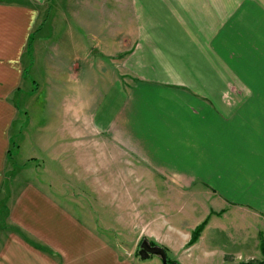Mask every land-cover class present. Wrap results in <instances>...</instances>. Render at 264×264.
Listing matches in <instances>:
<instances>
[{"label":"crops","instance_id":"crops-1","mask_svg":"<svg viewBox=\"0 0 264 264\" xmlns=\"http://www.w3.org/2000/svg\"><path fill=\"white\" fill-rule=\"evenodd\" d=\"M26 1L0 4V97L23 78L31 32L42 15L51 19V7L58 4L57 16H73L74 22L65 24L81 51L74 55L75 80L81 84L82 70L94 73L88 92L97 97L90 114L93 133L116 138L131 153L138 166L129 168L134 175L170 177L169 207L177 209L169 215L192 216L186 218L188 229L173 227L172 252L160 232L145 236L182 264L264 262V0H205L203 8L196 3L181 10L178 0L153 1L148 23L149 0ZM162 32L169 36L164 43L158 39ZM88 48L92 55L82 51ZM138 49L142 57L131 55ZM119 65L134 74L132 82L119 73ZM16 110L1 98L0 232L9 234L0 233V240H11L5 244L10 257L0 264H19L30 252L44 254L29 240L17 239L16 232L23 231L32 241L42 240L43 248L70 256L73 264H131L83 229L79 216L75 222L42 185L19 184L7 175L8 128ZM205 128L207 142L218 144L213 150L205 149ZM95 157L104 159L89 154L88 170L108 175V157L100 166ZM222 180L229 184L212 183ZM200 219H206L205 227L189 244ZM146 260L141 259L153 262Z\"/></svg>","mask_w":264,"mask_h":264},{"label":"rangeland","instance_id":"rangeland-1","mask_svg":"<svg viewBox=\"0 0 264 264\" xmlns=\"http://www.w3.org/2000/svg\"><path fill=\"white\" fill-rule=\"evenodd\" d=\"M153 1L162 5L173 4L172 0L147 1L146 10L148 11L145 13L147 23L153 19ZM11 3L24 5L28 2L0 0V4L4 6ZM196 3L201 8L205 7V0H178L176 7L181 10L190 8ZM51 8V19H48L47 15H42L38 21L39 24L37 23L38 25L36 24L31 32V50L27 51L29 37L22 58L23 70L25 69L23 78L19 77L18 85L12 87L9 94L0 97L2 103H12L17 109L16 116L13 118L14 122L8 128L11 160L7 163L6 173L10 177L16 176L19 184L36 182L42 185L48 190L50 197L55 198L61 206L65 207L67 213L74 215L75 222L77 220L75 216H79L83 221L80 224L83 229L90 230L99 243L108 244L113 252L119 255L117 256L119 260L126 259L125 263L131 264H148L141 261L142 258L138 253L140 240L147 238L150 230H156L161 233L162 241L172 252L173 237L171 235H176L177 232L173 227L188 229L186 218L191 219L192 216L169 215L172 210L174 212L177 209L169 207L172 190L168 184H173L170 177L134 175L133 170L129 168L136 169L138 166L131 153L123 150L116 142V138L113 140L107 134L93 133L94 129L90 128L92 119L90 114L97 97L88 92L90 83H94L91 81V75L94 73L90 70H82L81 84L76 81L77 79L75 80L74 55L75 51L78 50L79 54L81 51L73 46L72 33L69 32L71 29L65 24L67 19L71 23L74 22L73 16L67 17L63 15L64 13L57 16L58 4H54ZM87 12L88 7L85 14ZM158 37L162 43L169 38L166 32H162ZM82 51L86 55H92L93 52L89 48ZM124 51L125 49L117 54H122ZM132 53L135 57L143 56L140 49L132 51L131 55ZM118 63L121 64V62ZM107 66L109 67L108 63ZM121 66L119 65L121 70L119 73L128 74L129 81L132 82L131 78L134 74ZM114 75L117 77L118 73L115 72ZM82 84L81 91L79 89ZM228 97L232 100L231 96ZM206 120L211 123L214 116H209ZM198 130L202 135V129L198 128ZM205 137V149L213 150L218 146V144L207 142V139H210L208 128H205ZM102 138H108V142L106 143L105 140L103 142ZM80 153L82 157L79 156ZM89 154L101 155L104 158L101 160L97 157L93 158L98 166L108 157L109 162L112 163V170L108 172V175H105V172L88 170L92 162ZM13 170L15 172H12ZM246 180L248 182L249 178ZM212 183L229 184L223 180ZM167 216L170 217L166 218ZM204 221L206 223V219H200L197 226ZM197 226L191 231V238ZM2 232L3 230L0 233ZM3 233L5 237L9 234V232ZM16 233H18V240L25 242L29 240L32 245H37L38 249L45 251L44 254L38 255L30 252L23 256L25 260L19 264H37L36 259L43 261L39 264H73V259L58 253L57 248H43L46 246L41 244L42 240L34 238L32 241L25 231ZM9 240L11 239L0 240V247L4 245L0 248V259L10 257L5 249V244L9 243ZM147 240L153 242L152 239L147 238ZM156 245L165 247L161 243ZM165 249L171 259L178 261L171 257L167 247ZM197 254L205 256L203 250H197ZM148 260L153 261L152 264H163L158 255H152L146 261ZM226 261L225 259L223 262Z\"/></svg>","mask_w":264,"mask_h":264},{"label":"water","instance_id":"water-1","mask_svg":"<svg viewBox=\"0 0 264 264\" xmlns=\"http://www.w3.org/2000/svg\"><path fill=\"white\" fill-rule=\"evenodd\" d=\"M138 253L142 259H148L152 255H158L162 259L163 264H168V256L164 247L151 244L147 238L143 239Z\"/></svg>","mask_w":264,"mask_h":264},{"label":"trees","instance_id":"trees-1","mask_svg":"<svg viewBox=\"0 0 264 264\" xmlns=\"http://www.w3.org/2000/svg\"><path fill=\"white\" fill-rule=\"evenodd\" d=\"M31 40H32V36L30 37V41H29V44H28V47H27V51H30L31 50V47H32ZM8 154H10V151H8ZM204 227H205V221L202 224H200L199 226H197V228L194 230V233L192 235L190 244H193V243H195L198 240V238H199V236L201 234L200 232L204 229ZM143 239L140 240V245H141ZM150 242L153 245H156L157 244L155 241H153V242L150 241ZM164 249H165V247H164ZM167 256H168V254H167ZM168 264H181V263L178 262V261H176V260H174V259H171L168 256ZM239 264H264V262H260V263L259 262H244V263H239Z\"/></svg>","mask_w":264,"mask_h":264}]
</instances>
